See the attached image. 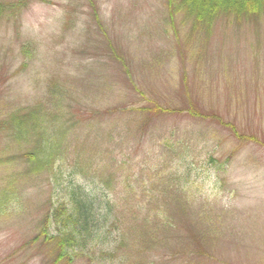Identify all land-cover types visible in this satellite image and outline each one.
<instances>
[{
    "label": "rangeland",
    "instance_id": "374dc122",
    "mask_svg": "<svg viewBox=\"0 0 264 264\" xmlns=\"http://www.w3.org/2000/svg\"><path fill=\"white\" fill-rule=\"evenodd\" d=\"M179 3L0 0V264H264V15ZM76 187L121 247L56 260Z\"/></svg>",
    "mask_w": 264,
    "mask_h": 264
},
{
    "label": "trees",
    "instance_id": "16d2710c",
    "mask_svg": "<svg viewBox=\"0 0 264 264\" xmlns=\"http://www.w3.org/2000/svg\"><path fill=\"white\" fill-rule=\"evenodd\" d=\"M179 10H184L192 20L194 26L212 25L218 18H232L235 22L259 20L264 15V0H179ZM176 6V7H177ZM1 11V9H0ZM30 115V114H29ZM29 115H24L21 119H26ZM14 119L20 120L19 117ZM14 121V120H13ZM58 130V129H57ZM57 132V131H56ZM21 135V134H19ZM93 202L88 200V195L80 187L72 191L70 198L71 208L65 204L55 210V222L59 226L57 234H52L49 244H55L59 250L56 260L67 257L72 261L74 251L81 246L91 245L103 249L113 250L121 247L122 237L119 235V228L116 235L107 230V223L117 227L118 218L113 212L114 203L102 201ZM49 219V218H48ZM111 219V220H110ZM49 222V221H48ZM58 228V227H57ZM72 256H71V254Z\"/></svg>",
    "mask_w": 264,
    "mask_h": 264
}]
</instances>
